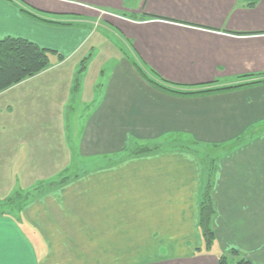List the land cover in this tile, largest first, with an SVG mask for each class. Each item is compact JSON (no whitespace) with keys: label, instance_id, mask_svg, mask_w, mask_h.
I'll return each instance as SVG.
<instances>
[{"label":"crops","instance_id":"0c3cea01","mask_svg":"<svg viewBox=\"0 0 264 264\" xmlns=\"http://www.w3.org/2000/svg\"><path fill=\"white\" fill-rule=\"evenodd\" d=\"M248 3L0 0V38L36 43L49 64L0 93L12 95L0 101L1 201L49 178L23 184L26 171L63 164L51 153L63 151L67 119L74 156L93 164L30 196L22 209L0 213V264H217L230 250L264 264V134L239 141L264 124V83L184 95L158 86L259 79L264 0ZM100 28L117 40L107 75L95 61L110 50L95 39ZM171 136L231 144L232 152L210 178L190 149L129 156ZM206 183L216 211L213 245L204 251L197 219Z\"/></svg>","mask_w":264,"mask_h":264},{"label":"rangeland","instance_id":"374dc122","mask_svg":"<svg viewBox=\"0 0 264 264\" xmlns=\"http://www.w3.org/2000/svg\"><path fill=\"white\" fill-rule=\"evenodd\" d=\"M104 31L100 28L96 34H95V39H102V44H106V46H108L110 48V50L107 49H103L105 51H102L100 55H98L97 57V62H104V66H103V71L104 74L107 75L108 71L113 67L114 61H115V56H116V51L114 50V47L117 45V40L114 39L113 37L109 36V37H105V34L103 33ZM108 39V40H107ZM104 46V45H103ZM108 48V49H109ZM80 68V66H79ZM259 78V77H258ZM261 80L264 78L260 77ZM259 78V79H260ZM29 79V78H28ZM28 79H25L23 81H26ZM21 81V82H23ZM20 84V83H18ZM16 84V85H18ZM10 86V88H14V86ZM10 88H8L7 90H10ZM5 90V91H7ZM3 91V92H5ZM0 92V93H3ZM13 94H17V91H14ZM12 95L10 94V96L8 95H4V96H0V101H8L10 99ZM55 122V121H54ZM70 119L65 120V133H66V140L64 139V136H62V141L64 142L63 145V151L60 152H52L51 154L54 157L58 158V162H54V163H63L61 166L58 167H53V168H48V169H40V170H34L31 172V174H27V171L24 173V178L22 179L23 184L26 182H29L30 184H33L35 182V180H37L40 177H48L47 181H41V180H37L35 185L33 186H26V191L22 188H14V190L10 191L8 196H4L1 201L0 199V213L1 212H15L19 209V207L21 205H23V203H26V200L34 195L37 196L39 194L38 190L40 189V184L43 182H47L48 181H53V182H60L59 180L62 177H67V178H71L73 175H76L80 172H83V170L90 168L93 164H88L87 161H85V158H82L83 156H74L75 152L74 149L72 148V144L71 143V139H70V127L71 125L69 124ZM56 123V122H55ZM37 124V123H36ZM46 124L49 126V129H51L53 126V121L51 120H47ZM0 127H5L4 124L0 123ZM6 131V130H5ZM47 131V135L49 134V130L46 129ZM5 133V132H4ZM264 134V124H262V126L256 127L254 129L251 130V132H249L246 136V138H242L243 140H239V141H248L249 139H254L257 136H260ZM165 138V137H164ZM53 140V137L47 136V141L49 142V140ZM249 140V141H250ZM67 141V142H66ZM239 141H235L236 143ZM234 142V143H235ZM154 146H157V149L162 150L163 148H174V147H179L181 149H190L192 151H196L199 159L202 162V165L204 168L203 172L206 174L207 177H212L213 176V172L216 168V163L220 162V160L222 159V157L224 156H228L231 154L232 152V148H231V144H225V145H206L200 142H195L191 139H183L180 136H174V137H169L168 139H162L161 142H157L154 144ZM72 148V150L69 151V148ZM153 147V146H152ZM48 154V153H47ZM62 155L64 157H62ZM71 156V159L70 156ZM116 157H113V159ZM108 163V162H106ZM106 163H101L100 165H106ZM20 174L19 172H15V177L19 178ZM46 184V183H45ZM29 185V184H28ZM39 187V189H37ZM44 187V186H41ZM49 187V186H47ZM18 192L20 195V198L17 199L16 195ZM26 193L28 194V198H26L24 195H26ZM9 198H11V202H9ZM213 230V227H212ZM205 246V244H204ZM203 250L205 251V247H203ZM236 258L229 256V261L231 263H235L236 262ZM230 263V264H231Z\"/></svg>","mask_w":264,"mask_h":264},{"label":"trees","instance_id":"16d2710c","mask_svg":"<svg viewBox=\"0 0 264 264\" xmlns=\"http://www.w3.org/2000/svg\"><path fill=\"white\" fill-rule=\"evenodd\" d=\"M258 0H249L248 6H254ZM49 66L48 64V56L46 53V49L40 48L36 43L30 42L24 38H16L12 36L0 38V92H3L10 88V86L21 83V81L32 78V76L44 71ZM145 79L156 83L153 79L149 78V75L143 71H141ZM260 77H264V74L258 75ZM248 77V76H242ZM253 83H264V78L261 80H252L249 82H244L241 84L230 85L226 87H218V88H195V89H179L176 85L167 86L162 85L161 83L158 86H162L164 89L169 90L170 92H175L179 94H195V93H207L218 90H227L230 88L241 87L242 85H251ZM165 84V83H164ZM152 149H157V146L148 147L147 145H142L140 147H136L132 151H129V156H140L141 154H147L151 152ZM58 182H49V184L41 183L40 189H37L39 194H42L43 191L49 190V188H53L58 186ZM44 186V187H41ZM49 186V187H47ZM212 185L206 183L202 188L201 193L199 195L200 200L198 203V228L201 233L202 241L205 244V249L209 250L215 238V233L212 230V222L213 217L215 215V208L213 204V198L211 196ZM16 198L19 199L20 195L16 192ZM28 194L24 195L25 200ZM11 198H9V202H11ZM25 206V202L23 205L19 207L22 209ZM229 256L235 257L237 260L235 263H231L229 261ZM252 264L241 257L235 250H230L229 252L218 256L217 264Z\"/></svg>","mask_w":264,"mask_h":264}]
</instances>
